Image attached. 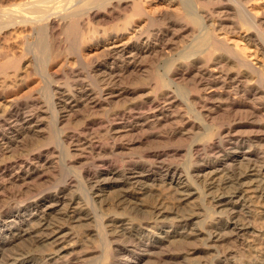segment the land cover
I'll use <instances>...</instances> for the list:
<instances>
[{"label": "bare ground", "instance_id": "1", "mask_svg": "<svg viewBox=\"0 0 264 264\" xmlns=\"http://www.w3.org/2000/svg\"><path fill=\"white\" fill-rule=\"evenodd\" d=\"M14 29L38 64L76 55L0 111V264H264V0H0ZM152 138L171 147L115 164Z\"/></svg>", "mask_w": 264, "mask_h": 264}, {"label": "rangeland", "instance_id": "2", "mask_svg": "<svg viewBox=\"0 0 264 264\" xmlns=\"http://www.w3.org/2000/svg\"><path fill=\"white\" fill-rule=\"evenodd\" d=\"M18 1L21 2V0H13V2H15V3H18ZM18 32H19V34H18ZM20 33H21L20 30H17V29L15 30L14 29V30H7L4 33L2 32L0 34V35L3 34L0 37V48H1L0 51L2 50L3 52H6L7 54H9V57L11 56L10 54H12L14 52L12 54V56H15L16 57V60L18 61V62L16 61L17 62V67H16V70L14 71V73L16 72L15 74L13 72H11L10 70H8V72H11L10 75L12 74V76L6 75L7 76V78H6V76L0 75V77L2 76L1 77L2 80L4 79L2 81L1 78H0V83H1L0 84V111L5 110L7 108V106H8L9 101H11L12 99H15V97L17 98L19 96L18 98H23V97H26V96H30L32 94L36 95L39 91H41V89L43 88V86L46 84L45 82H47L42 77V74L44 75V73L40 71L42 69L44 70V68H45L44 71H45L46 74L50 72L49 74H47V75H49V78H51V79H49V81H51L50 83L55 84L56 82H61V83L65 82L66 81L65 80L66 78H65V75H64L65 74V67H64L63 64H65V62H66V56H69V53H72L71 55H73V56L76 55V48L75 47H71V48L67 49V48H64V47L60 48V47H58L56 45H53V46L50 45L47 48L48 51H46V54H47V52H48V54L47 55L44 54V55H42L40 57L42 59H46V61L41 59L42 62L38 64V62H37L38 60L37 59H36L37 61L36 60L34 61V57H35L33 55L34 52L31 53V50L30 51L23 50V46L19 42L20 41L19 39H21V37H22V34L20 35ZM9 35H11L12 37L9 36ZM15 38H17V40H15ZM7 42H9V43H7ZM7 46L10 47V48H8ZM19 46L22 47V50H21V47H19ZM66 49H67V51H66ZM22 51H25V52L23 53ZM28 53H30V54H28ZM19 54H21V55H19ZM24 54H25V57H24ZM55 54H56V56H55ZM12 56H11V58H12ZM21 56L23 57V59H22ZM31 56H33V57H31ZM36 57L39 58L38 56H36ZM76 60H75L76 61L75 65L77 67L79 66L78 68H82V65H81V62L79 61V59L76 58ZM19 61H20V63H19ZM47 61L49 62V64H48ZM39 62H40V60H39ZM147 64L150 66L149 63H147ZM36 66H38V67H36ZM41 66L42 67L44 66V67L41 68ZM34 67H36L37 69L34 68ZM150 67H151L150 70H152L153 69V66H150ZM39 68H41V69H39ZM46 70H48V72ZM36 74H38V75H36ZM138 74H140V73H138ZM144 74L145 73H141L140 76L139 75L133 76L134 78L132 80V84H133L134 87L136 85L138 86L139 83L140 84L143 83L144 80H147L146 79V76H144ZM13 75H14V77H13ZM15 75H17V76H15ZM9 77H10V79H9ZM5 81H7V82H5ZM43 81H45V82H43ZM127 86H128V84H127ZM138 95H139V92H137L136 94H134L133 96H131V97L127 98V99L118 100L116 103H113V104L109 105L108 107L109 108H112V109L113 108L115 109V108L121 107L122 104H123V102H125V100H129V101H132V100H135V99L138 100L140 98ZM97 112H96L97 114H100L101 115V111L100 110H98ZM96 113H95V115H96ZM81 121H83V118H81V116H76L74 118H71L69 120V124H67L63 128L66 131L72 130L74 128H78V126H80V123H82ZM257 124L260 126V129H261L264 126V121H259ZM216 127L217 126L213 127L211 129L212 132H210V133H214V130L216 129ZM201 136L191 135L188 138H186L185 141L176 143L172 147H177V146H180V145H181L180 147H186L188 144H190L191 142H194L195 140L196 141H199L202 138ZM152 139H151V141L150 140L149 141L147 140L144 143L136 144L131 149L123 150V153L122 154H116V155H114L113 156V160H114L115 164L116 165H122V161L123 160H128V159H131V158H138V157H140L142 151H145V150H154V149H158V148H164V147L165 148H170L171 147V146H163V142H161L159 140H158L159 141L158 142V141H156L157 139H155V138L153 140ZM45 141L46 140L41 139V142L42 143H40L39 140H36L33 143L34 144L35 143L36 144L39 143L38 145H40V144L47 145V143ZM29 143H30V140H25V141L22 142V145L23 146L20 145V147L22 149L23 148L25 149V147ZM15 147H16L17 150L13 147V153H15V151H16V153L18 154V152L21 153V151L23 152V150H24V149L22 150L21 148H19V146L18 147L15 146ZM6 156H8V155H6ZM184 161H185L184 158L179 157L177 159V161H175V162L183 163ZM57 163H58V167H59L60 164H59L58 161H57ZM65 176H66V172L63 169H61V168H60L59 172H56V175H55L56 178H61V179H64ZM51 182L53 183V179L52 180L51 179H49V180H41L39 183H37L38 184V187H37L38 189L37 188L36 189L38 191L41 190L43 192H45V191L46 192H49V191H51L50 189L52 188ZM73 189H75L76 191H78V188H76V187L73 188ZM75 190H73V191H75ZM4 197L5 196L1 197L0 200L2 201L4 199ZM172 198L173 197H172V195L170 194V192L168 190H164L163 191V194L161 195V200L165 204L171 205L172 203H174L175 200L172 199ZM1 201H0V203H1ZM29 244H30L29 241H23L21 243L22 247L23 246H25V247L27 246L28 247ZM239 248L240 247H238V249ZM236 258H239V257H236ZM79 264H83V263H79Z\"/></svg>", "mask_w": 264, "mask_h": 264}]
</instances>
